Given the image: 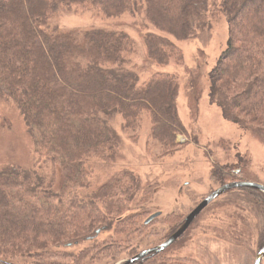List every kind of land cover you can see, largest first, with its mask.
<instances>
[{"label":"trees","instance_id":"obj_1","mask_svg":"<svg viewBox=\"0 0 264 264\" xmlns=\"http://www.w3.org/2000/svg\"><path fill=\"white\" fill-rule=\"evenodd\" d=\"M73 8L107 18L142 16L145 62L161 67L183 61L176 42L198 40L211 30L209 15L225 16L228 42L209 72V98L225 120L264 145V0H221L216 8L210 0H0V98L17 105L38 158L33 168L0 171V263L86 264L106 252L114 261L124 251L119 241L99 244L96 238L143 229L138 220L146 211L130 208L142 189L138 177L116 172L88 194L71 193L64 185L85 188L98 163L118 161L123 146L114 126L118 115L124 129H135L148 114L149 136L164 156L180 149L178 135H188L179 116L176 75L156 72L141 82L129 66L136 43L124 30L62 31L51 25L52 18ZM194 86L195 109L201 96ZM234 167L216 166L212 177L237 181ZM56 170L63 176L61 187ZM167 219L175 221L172 235L185 222L172 214ZM86 242L93 245L69 251ZM138 249L125 250L133 258ZM135 264L180 263L162 252Z\"/></svg>","mask_w":264,"mask_h":264},{"label":"rangeland","instance_id":"obj_2","mask_svg":"<svg viewBox=\"0 0 264 264\" xmlns=\"http://www.w3.org/2000/svg\"><path fill=\"white\" fill-rule=\"evenodd\" d=\"M220 1L210 0L212 8ZM209 17L211 30L203 32L198 40L176 42L184 59L181 62L173 60L165 67L145 62L147 51L139 30L145 22L142 16L127 14L107 18L95 10L73 8L52 18L51 25H57L62 31L115 28L127 32L136 43L135 51L129 56V66L138 71L141 82H147L156 72L174 74L178 78L179 116L188 132V135L177 137V143L182 145L180 149L164 156L160 146L149 136L148 114H144L135 129H124L123 119L118 115L114 126L123 140L120 157L115 163H98L85 178L88 189L65 186L62 173L55 171L60 187H68L71 193L88 194L122 170L133 172L141 183L138 199L130 208L133 212L146 211L138 220L143 229L125 235L114 231L98 234L96 243L119 241L124 251L121 250L114 261L111 252H106L89 258L86 264H122L131 259L125 249L135 246L141 253L165 242L172 236L175 223L174 219H167L168 215L172 214L181 223L210 193L232 183L233 178L219 181L212 177L216 166L234 165L236 174L233 176L237 181L264 186V145L250 131L225 120L221 109L209 98V72L226 49L229 36L225 16ZM194 81L201 96L195 109L190 96L191 91L197 95L192 85ZM37 160L34 139L17 105L0 98V171L10 166L30 169L35 167ZM44 172L52 175L49 168ZM156 214L159 216L146 223ZM92 245L93 242H86L69 251L78 253ZM263 246L264 197H256L239 188L222 194L206 207L163 256L180 264H254Z\"/></svg>","mask_w":264,"mask_h":264},{"label":"water","instance_id":"obj_3","mask_svg":"<svg viewBox=\"0 0 264 264\" xmlns=\"http://www.w3.org/2000/svg\"><path fill=\"white\" fill-rule=\"evenodd\" d=\"M239 188H246V189H255L264 193V186L262 184L253 183V182H246V181H237L225 184L218 188L217 190L210 193L205 199H203L186 217L183 226L175 232L172 236H170L165 242L161 243L160 245L146 249L136 255L135 257L126 260L122 264H135L136 262L140 261L141 259L149 256L151 254H159L169 248L173 243H175L191 226L194 220L202 213V211L208 207L213 201H215L219 196L222 194ZM159 214L155 216H151L146 223H150L153 219L158 217ZM264 258V246L258 251L255 259L254 264H261L262 259ZM0 264H8V263H0Z\"/></svg>","mask_w":264,"mask_h":264}]
</instances>
